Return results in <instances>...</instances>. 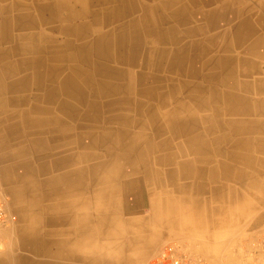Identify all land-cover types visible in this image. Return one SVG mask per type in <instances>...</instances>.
Masks as SVG:
<instances>
[{"label": "bare ground", "instance_id": "1", "mask_svg": "<svg viewBox=\"0 0 264 264\" xmlns=\"http://www.w3.org/2000/svg\"><path fill=\"white\" fill-rule=\"evenodd\" d=\"M139 1L0 0V94L31 89L30 100L47 104L28 100L25 108L9 110L24 119L6 128L10 139L33 136L11 148L7 157L22 169L15 179L21 178L19 196L31 211L29 223L17 231L19 246L44 259L9 255L0 264H52L46 259L50 245L32 211L42 197L35 193L42 184L56 183L58 193L88 189L94 195H113L144 180L158 197L151 205L158 212L169 206L167 182L176 192L184 191L179 180L197 175L190 165L204 157L203 148L228 143V134L214 130L248 125L224 117L246 110L247 103L233 101L231 88L239 86L234 77L216 73L215 86L192 89L157 74L183 72L188 62L183 47H148V39L166 45L173 30L163 28L164 17ZM169 15L182 20L180 8ZM166 53L172 59L166 57L169 61L161 68ZM238 141L247 146L246 139ZM8 143L0 141V148ZM13 164L11 168L17 166ZM54 168L55 177L40 179ZM93 205L102 206L95 200ZM107 221L115 223L116 218L97 217L96 224Z\"/></svg>", "mask_w": 264, "mask_h": 264}, {"label": "crops", "instance_id": "2", "mask_svg": "<svg viewBox=\"0 0 264 264\" xmlns=\"http://www.w3.org/2000/svg\"><path fill=\"white\" fill-rule=\"evenodd\" d=\"M139 2L159 12L164 17L163 28L173 30L166 36V45L151 43L148 39V47L168 48L170 44L183 47L186 54L188 65L184 64L183 72L160 70L157 74L167 75L174 83L192 89L194 85L215 86L212 76L216 73H223L225 78L234 77L239 86L231 88L235 95L233 101H244L247 106L246 110L240 109L224 117L248 125L214 130L218 135L228 134V143L213 142L212 147L203 148L204 157L190 165L197 175H186L179 180L184 191L176 192L166 181L165 197L169 206L158 212L151 208L158 197L144 180L138 181L140 186H127L125 193L113 195H94L88 189L58 193L56 183L42 184L35 191L42 197L32 211L42 237L50 245L51 254L46 259L52 264H149L163 247L172 246L179 252L199 256L209 264H261L259 260L263 261V255L258 252L264 238V0ZM178 8L182 20L169 15ZM169 35H172L171 43ZM166 55L169 57H163L161 68L168 63L167 59H172L171 54ZM10 90L0 94L3 108L0 110V141L10 142L7 148H0V195L15 220L2 231L0 260L9 255L40 260L44 258L35 256L26 246H19L17 231L29 223L31 211L26 209V199L19 196L21 178L15 179L22 169L7 157L11 148L33 136L10 139L6 128L21 124L24 119L20 114H8L13 109L25 108L29 101L38 106L47 104L30 100L31 89L15 93ZM55 114L60 113L55 111ZM22 132L23 128L20 135ZM241 139H246L247 146L239 143ZM206 154L213 156L205 157ZM13 163L17 166L11 168ZM57 171L50 169L40 179L55 177ZM94 200L102 206L96 208ZM108 201L113 203L112 207L106 205ZM97 217L116 218V222L96 224ZM258 257L261 258L258 260Z\"/></svg>", "mask_w": 264, "mask_h": 264}, {"label": "built area", "instance_id": "3", "mask_svg": "<svg viewBox=\"0 0 264 264\" xmlns=\"http://www.w3.org/2000/svg\"><path fill=\"white\" fill-rule=\"evenodd\" d=\"M15 217L9 214L5 208L4 199L0 195V244L2 239V231ZM262 249L264 250V238L262 240ZM150 264H206L199 257L192 254H185L179 252L172 246L163 247L158 255L153 259Z\"/></svg>", "mask_w": 264, "mask_h": 264}, {"label": "rangeland", "instance_id": "4", "mask_svg": "<svg viewBox=\"0 0 264 264\" xmlns=\"http://www.w3.org/2000/svg\"><path fill=\"white\" fill-rule=\"evenodd\" d=\"M263 233H264V231H263ZM263 233H262V234H263ZM260 249H261V250H260ZM260 249H259L260 251L258 252V254H260L261 256L263 255V257H262L263 261H262V260H259L261 257H258V260L260 261L261 264H264V254H263V253H264V250L262 249V243H261ZM198 257H199V256H198ZM199 258H200V257H199ZM152 261H153V260H152ZM152 261H151V262H152ZM151 262H150V263H151ZM204 262H205V261H204ZM150 263H149V264H150ZM205 263H206V264H209V263H207V262H205ZM254 264H257V263L254 262Z\"/></svg>", "mask_w": 264, "mask_h": 264}]
</instances>
